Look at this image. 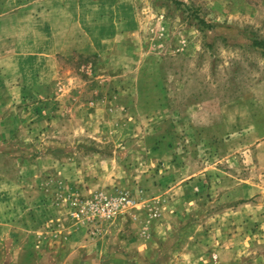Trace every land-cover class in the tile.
Listing matches in <instances>:
<instances>
[{"label": "rangeland", "instance_id": "374dc122", "mask_svg": "<svg viewBox=\"0 0 264 264\" xmlns=\"http://www.w3.org/2000/svg\"><path fill=\"white\" fill-rule=\"evenodd\" d=\"M19 10L100 50L58 95L0 77V197L123 192L118 218L164 213L165 264H264V0H0Z\"/></svg>", "mask_w": 264, "mask_h": 264}, {"label": "crops", "instance_id": "0c3cea01", "mask_svg": "<svg viewBox=\"0 0 264 264\" xmlns=\"http://www.w3.org/2000/svg\"><path fill=\"white\" fill-rule=\"evenodd\" d=\"M41 15L37 18L23 10L0 14V77L48 84L51 93L58 95L69 91L60 79L65 69L66 80H72L73 62L69 61L74 54L99 51L100 44L76 41L70 27L60 37L56 26L45 23L51 15ZM18 202L0 197V264H165L158 257L172 231L163 212L158 218L153 217L151 207L130 212L106 223L104 231L91 237L88 227L60 204L50 208L46 204V211L18 208L17 212L13 206L23 200ZM148 204L153 203L149 200Z\"/></svg>", "mask_w": 264, "mask_h": 264}, {"label": "built area", "instance_id": "2783aa9c", "mask_svg": "<svg viewBox=\"0 0 264 264\" xmlns=\"http://www.w3.org/2000/svg\"><path fill=\"white\" fill-rule=\"evenodd\" d=\"M136 204L123 192L116 195L97 192L86 198H72L68 202L70 216L86 225L91 237L100 233V225L113 222L120 215L135 208Z\"/></svg>", "mask_w": 264, "mask_h": 264}, {"label": "trees", "instance_id": "16d2710c", "mask_svg": "<svg viewBox=\"0 0 264 264\" xmlns=\"http://www.w3.org/2000/svg\"><path fill=\"white\" fill-rule=\"evenodd\" d=\"M253 45L254 46H260V48L262 49V50H264V41H258V40H254L253 41Z\"/></svg>", "mask_w": 264, "mask_h": 264}]
</instances>
